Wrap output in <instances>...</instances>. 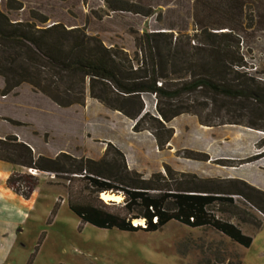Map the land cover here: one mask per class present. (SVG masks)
<instances>
[{
    "label": "rangeland",
    "instance_id": "obj_1",
    "mask_svg": "<svg viewBox=\"0 0 264 264\" xmlns=\"http://www.w3.org/2000/svg\"><path fill=\"white\" fill-rule=\"evenodd\" d=\"M243 2L244 11L233 31L241 37L240 52L248 68L254 67L256 78L263 79L264 30L255 24V1ZM0 5L12 21L77 27L131 58L136 52L135 38L142 33L170 27L174 37L188 36L195 45L206 28L194 22L200 6L194 0H0ZM206 22L227 25L222 15ZM4 86L0 77V140L7 143V157L12 144L20 143L35 157L53 159L64 154L98 160L106 140H112L125 149L132 165L140 162L138 169L145 177L162 172L167 165L175 172L200 178L242 180L264 192V133L245 125L218 124L238 121L237 112L216 117L211 110L199 111L198 116L210 119L212 127L201 126L195 115L172 119L167 127L173 136L163 150L157 149L150 133L141 132L139 161L134 144L139 133L132 132V122L90 99L87 90L83 105L60 107L27 81L5 95ZM78 96L74 90L71 98ZM142 100L146 111L153 114V97L144 95ZM244 118L239 122L249 120ZM34 180L38 184L33 189L30 182ZM235 199L240 209L260 222L258 229L211 210L252 239L248 249L211 228L189 229L175 222L154 233L101 230L81 224L68 209V205L96 203L95 194L80 176L32 175L26 168L0 160V264H227L236 260L264 264V216Z\"/></svg>",
    "mask_w": 264,
    "mask_h": 264
},
{
    "label": "trees",
    "instance_id": "obj_2",
    "mask_svg": "<svg viewBox=\"0 0 264 264\" xmlns=\"http://www.w3.org/2000/svg\"><path fill=\"white\" fill-rule=\"evenodd\" d=\"M194 1L200 3L194 22L206 27L200 31L197 44H191L194 39L188 36L174 37L173 28L157 29L135 38L133 58L121 49L105 47L77 27L12 21L0 5L3 95L27 81L58 106L67 107L83 105L87 90L90 99L132 122L133 133H150L158 150H163L173 136L167 124L182 114L195 115L201 126H214L210 119L198 116L205 110H211L216 117L222 112H237L239 120L245 116L249 120L218 124L245 125L264 133V78H256L255 72L248 71L240 52L241 37L231 28H220L223 24L209 25L201 12L207 8L213 19L222 15L230 27L243 13L244 0L240 9L231 0L233 11L226 0ZM74 90L79 98L72 100ZM144 95L154 99L153 114L145 109ZM12 145L7 157V143L0 140V160L36 172L80 176L86 181L96 203L68 205V209L81 224L96 229L154 233L175 222L189 229L211 228L248 249L252 239L237 226L218 218L215 211L258 229L260 222L238 207L237 197L264 216V192L242 180L200 178L175 172L167 165H163L162 172L145 177L130 170L124 154L110 143H106L98 160L64 154L53 159L35 157L25 145ZM37 184V180L30 182L33 189ZM101 194L118 196L120 201L102 202ZM136 220L142 225H133ZM227 264L243 263L236 260Z\"/></svg>",
    "mask_w": 264,
    "mask_h": 264
},
{
    "label": "crops",
    "instance_id": "obj_3",
    "mask_svg": "<svg viewBox=\"0 0 264 264\" xmlns=\"http://www.w3.org/2000/svg\"><path fill=\"white\" fill-rule=\"evenodd\" d=\"M226 1L228 2V9L233 11V6L232 5L231 6L229 5V2L231 0H226ZM253 1H255L253 4H254V8L256 10V14H255V24H257L258 26H260V28H261L260 30H264V1L263 2L260 1V3H258L256 0H253ZM231 2H233V1H231ZM240 3H241V0H235V4H236L235 7L240 9V7H239L240 6ZM201 12L204 13L203 17L204 16L205 17L207 16L208 19L211 17L210 14H209V12H207V8H202L201 9ZM220 28H225V29L226 28H231V29L234 30L233 25L231 27L223 26V27H220ZM106 143H110V144H112V145L115 146L114 141H112V140H106ZM127 143L130 144V145H133L132 140H128ZM134 144H136V147H137V150H136L137 159L140 161V133L138 135V140ZM115 147H117L124 154V157H125L126 164H127L128 168L129 169H133L134 171L140 173V169H138V168H140V165H139L140 162L136 163V166L132 165L134 163H131L129 161V155L126 153L125 149L122 148V147H120V146H115ZM154 168H155V170L158 169L155 166H154ZM145 175H149V173H145Z\"/></svg>",
    "mask_w": 264,
    "mask_h": 264
},
{
    "label": "bare ground",
    "instance_id": "obj_4",
    "mask_svg": "<svg viewBox=\"0 0 264 264\" xmlns=\"http://www.w3.org/2000/svg\"><path fill=\"white\" fill-rule=\"evenodd\" d=\"M100 198L104 202H108V201L119 202L120 201V197L114 196V195H109V194H101ZM132 224L133 225H142V223L138 220L133 221Z\"/></svg>",
    "mask_w": 264,
    "mask_h": 264
},
{
    "label": "built area",
    "instance_id": "obj_5",
    "mask_svg": "<svg viewBox=\"0 0 264 264\" xmlns=\"http://www.w3.org/2000/svg\"><path fill=\"white\" fill-rule=\"evenodd\" d=\"M249 72H255V68L253 67V68H250V70H248ZM30 171V173L33 175V173H36V171H34V170H29Z\"/></svg>",
    "mask_w": 264,
    "mask_h": 264
}]
</instances>
